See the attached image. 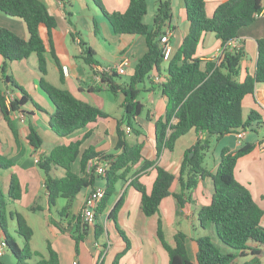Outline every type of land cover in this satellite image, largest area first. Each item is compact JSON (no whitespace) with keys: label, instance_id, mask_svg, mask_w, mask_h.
Listing matches in <instances>:
<instances>
[{"label":"trees","instance_id":"trees-1","mask_svg":"<svg viewBox=\"0 0 264 264\" xmlns=\"http://www.w3.org/2000/svg\"><path fill=\"white\" fill-rule=\"evenodd\" d=\"M94 1L115 33L145 35L147 52L137 62L129 80L122 82L119 79L122 74L114 65H102L107 70L98 71L96 67L100 62L96 59V51L86 42H82L84 61L92 68L93 75L97 73L101 78L100 82H94L90 89H107L113 93H122L125 123L134 129V119L144 108L137 99L142 91L140 84L153 70L161 71L162 64L168 61L167 78L160 84L163 94L168 97V103L165 114L155 123L154 158L145 154V139L137 138L136 141L129 142L126 132L120 126L117 130V154L100 153L93 146L82 151L83 140L60 144L50 152L40 154L37 164L45 175L44 185L48 191L50 210L60 198L67 200L60 210V216L69 213L82 190H93L98 179L105 180L106 192L95 209V224L91 226L84 222L80 213L72 216L75 222L68 234L75 241L76 252H80L79 246L87 239L90 229H93L97 241L103 237L106 230L97 221L108 210V219L114 220L117 231L126 242L125 248L116 254L112 264H120L121 258L128 252L132 241L118 224L117 217L124 202V193L115 199L119 182L129 181V185L141 194V210L150 217L160 212L163 200L170 195L176 198L179 208L183 207L187 201H192V192L197 189L200 180L210 177L213 179L214 192L209 203L198 208V220L202 228L212 226L219 239L234 251L223 252L210 235L203 234L193 237L197 252L195 260H192L187 248V234L182 230L177 231L174 235L175 244L171 245L164 231L163 219L159 217L156 235L168 252L169 264H235L239 255L251 256L240 264H261L264 253L260 248L264 245V210L255 201L251 190L241 183L235 174L238 162L255 148V144L247 141L235 150L224 147L216 168L205 165V158L211 149L212 138L220 140L239 129L257 131L263 125V114L256 110H251L245 117L243 102L247 95L255 92L258 83H264V38L257 40L256 71L253 74L248 73L243 80L239 79V74L241 63L246 56L245 48L242 45H229L231 41L237 40L243 27L255 21L257 14L264 8L263 1L225 0L209 16L206 12V0H185L189 30L177 50L170 52L167 59L163 53L161 37L173 16L172 0H159L152 29L144 21L148 12L147 0H129L128 8L124 11H109L101 0ZM0 11L23 19L29 33V38L25 39L11 29L0 26V55L3 57L0 74L7 85L4 89L0 87V111L15 136L19 151L21 144L16 122L18 113L25 116L26 110L23 106L29 100L33 101L36 108L42 107L32 99L24 86L8 73L12 61L27 59L36 54L41 74L40 87L55 107L50 114L49 123L57 135L69 136L98 118L108 117V113L100 107L47 80L49 45L53 59L60 68L61 66L53 46L57 19L43 0H0ZM95 25L97 28L96 21ZM42 26L47 29L49 44L41 36ZM208 33H214L221 40L224 51L218 59L205 61L197 56V50ZM62 71L61 68V81L64 79ZM9 91H18L19 94L7 102ZM191 130L201 134V137L185 151L179 172L176 174L160 165L158 161L163 152L174 151L177 140ZM134 131L138 136L142 134L140 129ZM26 137L33 148L42 147L43 139L31 123ZM22 155L20 151L17 156L6 158L0 153V170H10ZM96 156L113 159L105 175L86 171L88 161ZM78 158L80 173L72 169V164ZM54 167L63 168L65 174L61 177L54 175ZM151 167L155 169L156 177L149 188L142 180V174ZM176 180L181 186L180 193L172 189ZM22 195L23 187L16 173L11 172L6 190L0 181V243L3 242V248L15 256V264H61L60 255L50 241L47 243L46 257L32 249L33 228L22 213L9 209L10 203L21 199ZM113 202L114 205L110 208ZM29 209L36 211L34 205ZM9 216L16 219V232L24 239L22 247L8 231ZM0 261L7 264L1 259Z\"/></svg>","mask_w":264,"mask_h":264},{"label":"crops","instance_id":"crops-1","mask_svg":"<svg viewBox=\"0 0 264 264\" xmlns=\"http://www.w3.org/2000/svg\"><path fill=\"white\" fill-rule=\"evenodd\" d=\"M43 1L47 4L50 12L57 19V27L53 32V46L64 75V79L61 81V68L53 59L49 45V51L47 53V80L59 86V83L57 84L55 83V80L52 81V79H50L51 69L56 70L59 73L60 84H64L63 88L70 90L78 98L98 106L108 113V117L98 118L96 121L89 123L82 129L76 130L69 136L57 135L53 132L49 123L50 114L53 113L55 107L40 87L39 80L41 74L39 67L32 64L31 67L28 66V61L33 54L28 57L29 60L27 58L20 61H12L10 63L9 72H12L10 74H12L16 80L24 86L32 96V99L38 103L42 109L36 108L32 100H29L23 106V109L26 110L25 116L19 121H17V117L16 120L19 130V141L21 144L20 151L23 155L17 159L16 163L10 170H0V181L2 182L4 190H6L8 188V181L11 172L16 173L23 187V195L21 199L14 201V203L25 199V206L28 209L31 205H34L36 211L40 210L47 212L48 220L45 225L48 229V233H46V236L44 237L45 242L46 244L49 241L52 243L53 248L58 251L62 262V255L65 250L64 247L66 246L73 249L72 242H68L67 240V237L71 238L68 232L73 228L75 222L72 220V216L77 213L81 214L84 200L90 193L91 188H86L81 191L84 192L82 197L76 199L68 214L60 216L58 210L54 213L52 211L53 208L50 210L48 205V191L44 185L45 175L43 170H41L38 164L35 163V156L48 153L57 145L64 143L68 144L71 141L76 140H83L81 146L82 151L93 146L97 152L117 154L119 153V150L116 149L119 139L117 130L120 126V128L126 132V138L128 141L131 140V142H134L138 137L145 139L150 151L147 156L149 158H154L156 144L155 123L159 117L165 114L168 103V97L163 94L160 86V84H162L167 78L168 61H165L162 64L161 71L153 70L147 77L148 83L141 87V93L144 92L145 96L140 98V93L137 99L143 104L144 108L142 113L134 119V122L137 125L134 124V129H132L125 123L123 94L121 99H119L120 96L116 95L118 101L115 106V103H111L110 101L112 95L115 96V94L109 92L107 89L101 91L90 89V86L94 85L95 79L92 68L84 61V52L81 43L86 42L96 51V59L100 62V65L98 66H115L124 58H128L129 63L125 66L124 74L129 72L131 76L134 73V68L137 62L147 52L146 36L141 34L115 33L104 14L101 16L98 14L99 20H97L95 15L96 10L92 11V9L88 7L89 9L87 11L83 6V0ZM101 1L109 11H124L129 5V0ZM224 1L225 0H206L207 14L211 16L217 6ZM262 1L264 3V0ZM147 2L148 12L145 15L144 21L150 29H152L159 0H147ZM87 6H89V4H87ZM172 8V19L169 25L165 27V33L170 32L171 52L177 50L189 30V22L186 18L185 12V0H172ZM148 15H151V20H147ZM95 21L97 22V28ZM0 26L11 29L22 38H29L27 26L21 18L12 17L0 11ZM40 32L41 36L49 44L46 27L42 26ZM259 38H264L263 15L256 17L252 24L243 27L239 32L237 40L246 51V56L241 63L239 74L240 80H243L248 73L253 74L256 71V61L258 57L257 40ZM221 47V40L218 39L214 33H208L204 36L198 46L197 56L205 61L218 59L220 57ZM34 55L36 56V54ZM2 63L3 57L0 55V69ZM65 66L68 68V73H65L64 71ZM19 75L21 76V81ZM6 86L7 85L4 83V88ZM17 94H19L18 91H13L12 93L13 96H16ZM263 101L264 83H258L255 92L247 95L244 99L243 106L245 117L249 115L251 110L263 113L261 105V102ZM119 107L122 109H119L117 112L116 110ZM144 113L146 121L148 122L147 125L145 124V120L141 119ZM30 123L37 129L43 139V145L39 149L33 148L27 140L26 136L29 132ZM127 128H129L130 131ZM137 129H140L142 132L139 136L136 134V131H134ZM185 135H188L186 137L187 140H181V136L177 140L174 151L171 152L165 150L158 161L160 165L176 174L180 170L185 151L196 142L198 137H201V134L196 133L194 130H191ZM233 135V142L228 143L227 145L231 150L240 148L247 141L255 144V148L238 162L235 174L237 179L251 190L255 201L264 210V149L262 148L263 144H260V141L263 143L264 126L262 125V130L248 131L245 135V140H243L242 143L238 142L235 133H233ZM221 139L223 140L224 138ZM0 144H8L7 148L11 153L8 156L9 158H13L20 153L15 136L6 121L3 119L1 111ZM0 152L3 154V151ZM25 156L26 158L30 156L31 160L28 159L26 161V158L22 160ZM220 156L221 154L219 156L213 154V165L208 167L216 168L220 162ZM72 169L74 172L80 173V158L72 164ZM52 173L56 176H63L65 170L61 167H54ZM155 177L156 171L153 167L142 174V180L149 188L152 186ZM103 183L104 179H98L97 185H102ZM172 189L174 192L180 193L181 186L178 180L174 182ZM213 192V179L207 177L200 180L197 189L192 192V201H187L183 207L179 208L176 198L173 195H170L163 200L160 212L149 217L141 210V194L129 185V181L126 183L119 182L115 199L119 198L124 193V202L118 215L119 223L127 232L131 241L133 232L139 235V239H133V249L128 251L121 258L120 264H169L168 252L156 235L157 221L159 217L163 219L164 231L167 240L171 245L175 244L174 235L177 231L182 230L187 234L189 256L192 260H195L197 245L193 240V237H195L193 230L195 229L198 232L202 231L200 229L205 230V228L200 226L197 211L200 206L209 203ZM185 198H187V196H185ZM114 202L111 204L110 208L113 207ZM133 209L134 216L133 219L131 217L130 220L129 218ZM108 213L109 210L106 211L104 215L100 216V219L97 221L100 222L106 230L103 237L97 241L93 229H90L89 235L85 240V249L89 253L88 257L89 255L91 256L90 259H87L85 254L76 252L75 256L72 258V264H74V262H77V264H106V262L107 264H112L116 254L124 249L126 244L121 238L119 240H112V231H116L118 236L120 234L116 229L114 220L108 219ZM27 222L32 227L28 220ZM263 222L264 215L262 218V223ZM211 228L213 227L211 226ZM34 236L35 230L31 240V247ZM260 248L264 250V245L260 246ZM33 250L36 251L35 249ZM2 255L3 253H1L0 259L5 262ZM43 256L45 255L43 254ZM261 260V264H264V253Z\"/></svg>","mask_w":264,"mask_h":264},{"label":"rangeland","instance_id":"rangeland-1","mask_svg":"<svg viewBox=\"0 0 264 264\" xmlns=\"http://www.w3.org/2000/svg\"><path fill=\"white\" fill-rule=\"evenodd\" d=\"M84 2V7L86 8V10L88 11V7H90L93 10H96V19H98V14L101 16L103 15L100 7L98 4H96V2H94V0H83ZM87 4H89V6H87ZM86 12V11H85ZM147 20H151V15L149 16L148 15V19ZM29 60V58H28ZM31 64L34 65V66H37L38 67V62H37V58L36 56L33 54L31 59L28 61V66L31 67ZM10 70V65H9V68H8V73H12V72H9ZM17 77V76H16ZM130 78V73L128 72L127 74H122L121 75V78L120 81L122 82H125V81H128ZM19 79L21 81V76L19 75ZM18 79V80H19ZM50 79L55 80V83H59L58 85L61 86V87H64L63 83L60 84V81H59V73L54 70V69H51V72H50ZM148 83V80L147 78L140 84V87H143L144 84ZM0 87L1 88H4V82L3 80L1 79V74H0ZM109 92L113 93L112 91L109 90ZM110 93V94H111ZM115 94L112 95V97L110 98V101L111 103H115V106L117 105V101H118V96L119 99L122 98V93H113ZM145 96V93L142 92L141 93V97ZM114 106V107H115ZM121 110L122 108L119 107L116 111L118 112V110ZM18 120H21V115L18 114ZM145 118V113L144 115L141 117L142 120H145V124L147 125V121H146V118ZM135 125H137L135 122H134ZM259 130H262V126H260L258 128ZM253 130H249V132H252ZM188 135H183L181 138V140H187V137ZM140 140L142 138L138 137ZM224 139H216V138H212V143H211V149L209 150V152L207 153L206 155V158H205V165L207 166H212L213 165V154L215 155H220L221 154V151L224 147H228V143H231L233 142L234 140V135L233 133L232 134H228V135H225L223 137ZM245 140V139H243ZM230 141V142H229ZM129 142H131V140H129ZM8 144H0V151H3V155L6 156V158H9L8 156L11 154L9 152V149L7 148ZM149 146H147L146 150H145V154L148 155L149 154ZM1 153V152H0ZM26 158V156L22 159L24 160ZM30 159L31 160V157L28 156L26 158V161ZM59 170H62V169H59ZM62 172V171H61ZM63 175V174H62ZM61 176V175H59ZM84 192H81L79 195H78V198H81L82 195H83ZM66 204V200L64 198H60L58 201H57V204L55 207H53L52 211L55 213L57 210L60 212V210L62 209V207ZM26 203H25V199L22 200V201H19L17 203H14V202H11L10 205H9V209L10 210H14V211H18L20 213H22L25 218L29 221V223L32 225V227L34 228L35 230V236H34V239L32 241V247L33 249H35L37 252H39L41 255H45L47 256V244L45 242V236H46V233H48V229L46 228V221L48 220V214L47 212H44V211H40V210H37V211H34V210H30L28 209L26 206ZM133 213H134V209L132 210L131 212V216H130V220H131V217L133 219ZM59 215V214H57ZM118 215H119V212H118ZM118 217V216H117ZM128 219V220H129ZM8 231L9 233L15 238V240L18 242V244L20 245V247H22L24 245V239L21 235H19L17 232H16V229H17V223H16V219H12L10 216L8 217ZM118 224L121 226V224L119 223V219H118ZM264 224V222L262 223ZM122 227V226H121ZM202 230L201 232H198L197 230H193V234L196 236H199V235H203V234H208L212 237V240L213 242L223 251V252H229V251H234V249H232L231 247H229L228 245H226L225 243H223L219 237L217 236V234L215 233V230L211 227L207 228V229H200ZM115 231V230H114ZM113 235H112V240L116 239V240H119L120 238L122 239V241L126 244V242L123 240V238L120 236H118L116 234V231L113 232ZM133 234V237H132V245H133V239H139V235L136 234L135 232L132 233ZM68 239V242H72L73 244V249H70L69 247H64L65 250L63 252V255H62V262L61 264H72V258L75 256L76 254V245H75V241L70 238V237H67ZM132 245L130 246L129 250H132ZM126 246V245H125ZM125 248V247H124ZM79 249H80V253L81 254H85V256L87 257V259H90V255L88 257V251H86L85 249V241L83 243L80 244L79 246ZM1 253H3V259L5 260V262L7 264H15L16 262V258L15 256L9 251L7 250L6 248H1L0 247V258H1ZM251 258V256L249 255H239L238 256V259H237V262H235V264H240L242 263L243 261H247ZM112 260V259H111ZM87 264V263H86ZM107 264V262H106Z\"/></svg>","mask_w":264,"mask_h":264},{"label":"built area","instance_id":"built-area-1","mask_svg":"<svg viewBox=\"0 0 264 264\" xmlns=\"http://www.w3.org/2000/svg\"><path fill=\"white\" fill-rule=\"evenodd\" d=\"M264 16V10H262L260 13L257 14L258 16ZM161 43L163 46V53L165 54V58L167 59L170 52H171V45H170V32H166L162 37H161ZM230 46L232 47H240L241 43L238 40H234L231 41L229 43ZM224 51V46H222L220 48V56L223 54ZM129 63V59L128 58H124L118 65H115L116 70L120 73V74H124L125 73V66ZM96 69L98 71H105L107 70L104 66H97ZM64 71L65 73H68V68L65 66L64 67ZM94 79L95 82L99 83L100 82V75L99 74H94ZM13 98L12 92H8L7 93V102H10ZM262 105V109H263V126H264V101L261 102ZM21 115V119L24 118V114L23 113H18ZM129 131L130 129L127 128ZM249 130H244V129H239L235 135L236 138L238 140L239 143L243 142V139L245 138L246 133ZM263 146L262 148L264 149V138H263ZM39 156L40 155H36L35 156V163L39 162ZM113 159L112 158H108L105 156H96L95 158H91L88 161L87 164V172H94L95 174H99V175H105L107 170L110 168L111 164H112ZM105 192H106V185H105V180L104 183L102 185H96V187L90 191V193L86 196L84 203H83V207L81 210V218L84 222H86L87 224L93 226L96 222V215H95V209L98 206L99 202L103 199V197L105 196ZM3 242L0 243V247H3ZM109 245V244H108ZM0 264L1 261H0ZM74 264H77V262H74Z\"/></svg>","mask_w":264,"mask_h":264}]
</instances>
